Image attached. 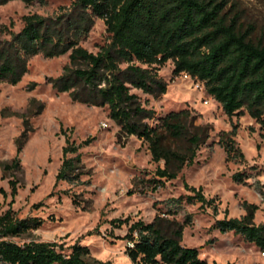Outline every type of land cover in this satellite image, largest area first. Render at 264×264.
<instances>
[{"label": "rangeland", "instance_id": "obj_1", "mask_svg": "<svg viewBox=\"0 0 264 264\" xmlns=\"http://www.w3.org/2000/svg\"><path fill=\"white\" fill-rule=\"evenodd\" d=\"M72 1L35 0L25 4L11 0L0 5V40L9 38L4 26L18 33L23 16L52 17ZM224 12L228 17L238 16L242 31L264 44V0H225ZM108 42L103 20L95 18L79 45L96 54ZM68 54L54 58L34 56L20 82L0 83V189L6 193L4 197L0 191V214L10 207L19 218L42 221L39 228L15 241L56 242L65 251L78 243L89 249V261L132 264L124 254L126 242L114 237H123L134 221L150 223L160 215L184 225L181 245L196 248L208 264H264L261 251L240 235L212 229L217 220L241 218L245 214L244 202L257 206L254 223L264 222V131L259 125L246 113L225 115L202 83L183 73L174 76L173 64L167 61L155 71L167 84L163 94L153 96L135 88L129 92L137 96L142 107L154 112L145 122L158 129L163 144L186 152V144L170 138L161 127L166 115L179 112H183L180 122L185 131L198 134L202 141L192 164L184 165L174 179H159L155 171L163 168L164 162L151 160L146 142L135 136H120V127L108 117L107 107L73 102L68 93H59L52 87L49 80L62 74ZM32 83L36 85L30 88ZM32 99L36 101L32 112L39 104L42 109L29 116ZM235 125L233 139L243 161H227L219 143L222 133ZM60 128L76 145L94 138L78 150L81 158L76 172L81 175L75 184L56 183L65 146ZM24 129L27 137L18 156L20 168L14 173L4 172L3 164L15 156L16 141ZM238 172L244 174L242 182L232 178ZM9 180L17 183L13 200ZM184 184L201 188L211 205L186 202L185 196L191 193ZM126 218L128 223L118 227L111 224Z\"/></svg>", "mask_w": 264, "mask_h": 264}, {"label": "trees", "instance_id": "obj_2", "mask_svg": "<svg viewBox=\"0 0 264 264\" xmlns=\"http://www.w3.org/2000/svg\"><path fill=\"white\" fill-rule=\"evenodd\" d=\"M8 1L11 0H0V5ZM20 1L30 4L35 0ZM224 6L225 0H73L52 17L27 14L22 17L23 27L18 33L3 27L9 38L0 40V83L20 82L34 56L54 58L69 53L62 74L49 80L52 87L59 93H68L73 102L107 107L108 117L120 127V136H135L146 142L151 160L164 162L163 168L156 169V176L174 179L184 165L193 163L202 138L185 131L180 122L183 112L170 113L162 119L161 127L170 138L185 143L186 152L166 146L158 129L145 122L154 112L142 107L137 96L129 92L135 88L153 96L163 94L167 84L155 71L167 61L173 64L174 76L184 73L202 83L225 115L246 113L264 131V44L243 32L238 16L228 17ZM95 18L103 20L109 42L93 54L79 43ZM121 64L126 67L122 69ZM35 85L32 83L30 88ZM34 104L36 101L30 100L29 116L42 109L39 104L32 112ZM235 130L236 125L219 138L227 161L244 159L233 139ZM60 132L65 146L56 183L75 184L81 175L76 172L81 158L78 150L94 138L76 145L62 128ZM26 137L24 129L16 141L15 156L3 164L4 172L19 170L18 156ZM69 154L76 156L68 157ZM232 178L242 182L244 174L238 172ZM8 184L13 200L17 183L9 180ZM184 189L191 193L185 196L186 202L211 205L201 188L184 184ZM243 209L241 218L217 220L212 229L240 235L264 252V222L253 221L257 206L244 202ZM128 221L129 218L117 219L111 224L118 227ZM41 225L38 218L17 217L10 207L1 213L0 264H110L89 261V249L78 243L65 251L56 242L15 241ZM183 226L156 215L150 223L132 222L123 237L114 238L126 242L124 254L132 264H208L196 248L181 245Z\"/></svg>", "mask_w": 264, "mask_h": 264}, {"label": "built area", "instance_id": "obj_3", "mask_svg": "<svg viewBox=\"0 0 264 264\" xmlns=\"http://www.w3.org/2000/svg\"><path fill=\"white\" fill-rule=\"evenodd\" d=\"M184 74V73H183ZM186 78H190L187 74H184ZM262 256H264V252H261Z\"/></svg>", "mask_w": 264, "mask_h": 264}]
</instances>
